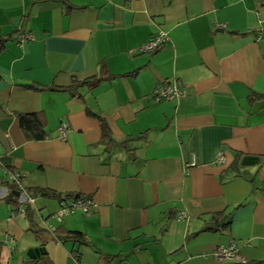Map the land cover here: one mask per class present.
<instances>
[{"label":"crops","instance_id":"crops-1","mask_svg":"<svg viewBox=\"0 0 264 264\" xmlns=\"http://www.w3.org/2000/svg\"><path fill=\"white\" fill-rule=\"evenodd\" d=\"M160 32L169 42L140 52ZM0 48V264H105L97 251L111 264H236L211 256L231 240L264 264V0H0ZM93 77L110 78L73 86ZM174 79L187 95L154 102ZM20 114L38 115L44 140L26 139ZM15 192L34 195L25 212ZM70 194L98 208L59 220ZM70 232L90 246L58 239Z\"/></svg>","mask_w":264,"mask_h":264},{"label":"built area","instance_id":"built-area-1","mask_svg":"<svg viewBox=\"0 0 264 264\" xmlns=\"http://www.w3.org/2000/svg\"><path fill=\"white\" fill-rule=\"evenodd\" d=\"M32 35L30 33H22L18 36V43L22 44L26 41H31ZM169 35L165 32H160L150 38V40L140 48V52L145 54H154L160 50L165 44L169 42ZM187 95V92L182 84V82L178 79H174L172 81H166L156 86L152 93V99L154 102L159 103L162 101H175L181 100ZM59 138L61 141H66L69 127L67 124H62L58 130ZM218 163L225 162V155L223 152H220L217 156ZM193 162L187 168L194 166ZM9 179L14 185L20 190H23L21 185V175L20 174H9ZM9 194L8 187H0V199L6 198ZM18 201L21 205L20 211L25 212L22 205L33 201L26 193H22L18 198ZM98 205L96 202L90 197H82L79 199H67L60 200V210L57 214V218L59 220L74 215L78 212L82 213L85 216H91ZM177 218L180 220H187L188 217L185 212H180L177 214ZM6 242L11 246H14L15 239L13 237H6ZM207 255H205L206 257ZM211 256L219 261H234L236 264H248V261L243 258L240 254V247L238 243L234 240H231L227 245H218L214 248L211 253Z\"/></svg>","mask_w":264,"mask_h":264},{"label":"trees","instance_id":"trees-1","mask_svg":"<svg viewBox=\"0 0 264 264\" xmlns=\"http://www.w3.org/2000/svg\"><path fill=\"white\" fill-rule=\"evenodd\" d=\"M0 50H1V48H0ZM108 78H110V77H106V78L105 77H102V78L93 77V78L87 79V80L79 82V83L74 82L73 86H76V84H79V85H87L90 88H92V87L99 85L103 80L108 79ZM28 88H31L34 90H39V91L44 90V88L37 87L35 85L30 86ZM88 113L92 116H95L91 112H88ZM95 117H97L100 120L103 137L109 138L110 137V129L108 128L106 121L103 118H101L100 116H95ZM19 122H20V127H21L26 139H28V140H44L45 139L46 133L44 131L43 125H42L41 120L39 119L38 115H36V114H20L19 115ZM41 194H43V191L41 192ZM29 197L33 198L34 195L29 196ZM82 197L83 196H80V195L70 194V195L64 196L60 200H67V199H71V198L72 199H79ZM219 217H220L219 215H216V216H214V219L217 220V222H220ZM230 225H231V221H229L226 224H222V227L227 228ZM33 233L35 235H37L38 237H40L43 232L41 230L35 229V230H33ZM58 239L64 243L65 242H73L74 244H78L80 246H90V244L88 243L85 236L79 232H70L65 237L58 236ZM97 253L100 256V262H104L105 264H111L115 260V258H113V257L103 256L102 254H100L99 251H97ZM75 259L78 261L80 259V255L77 254ZM42 261H38V262L37 261H31L30 264H43Z\"/></svg>","mask_w":264,"mask_h":264},{"label":"water","instance_id":"water-1","mask_svg":"<svg viewBox=\"0 0 264 264\" xmlns=\"http://www.w3.org/2000/svg\"><path fill=\"white\" fill-rule=\"evenodd\" d=\"M15 196H17V198H19L21 196L20 192H15ZM41 251L40 250H32L31 252H29V256L33 259H37L40 256Z\"/></svg>","mask_w":264,"mask_h":264}]
</instances>
